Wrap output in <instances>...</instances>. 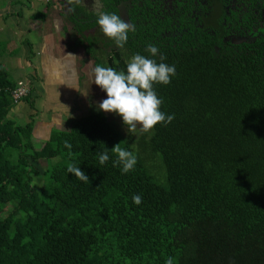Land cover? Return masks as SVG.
<instances>
[{"label": "trees", "instance_id": "16d2710c", "mask_svg": "<svg viewBox=\"0 0 264 264\" xmlns=\"http://www.w3.org/2000/svg\"><path fill=\"white\" fill-rule=\"evenodd\" d=\"M60 1L70 45L94 68L126 70L158 46L153 58L177 68L170 84L154 85L175 119L123 137L97 111L37 146L35 118L10 117L18 81L1 61L0 264H264V0ZM101 12L135 26L123 48L97 24ZM31 88L24 99L35 108ZM119 143L138 157L127 174L112 163ZM42 159L43 173L32 161ZM72 163L88 182L68 173Z\"/></svg>", "mask_w": 264, "mask_h": 264}, {"label": "rangeland", "instance_id": "374dc122", "mask_svg": "<svg viewBox=\"0 0 264 264\" xmlns=\"http://www.w3.org/2000/svg\"><path fill=\"white\" fill-rule=\"evenodd\" d=\"M50 3L52 8L49 11V15H51L52 21L54 23L62 25V29L59 30L56 28V25L48 26L47 22L45 25L46 27L48 26L47 30H49L48 32L50 33L44 34L43 40L38 42L34 41L29 50L27 47H24V39H31L32 41L34 39L39 40L41 38V35L37 33L41 30V28L38 27L37 22L42 21L35 20L33 14L42 10L40 7L45 8L48 4L50 5ZM62 9L63 5L60 0H7L6 5L0 8V39L2 40V38H5V35L1 34L6 30L12 34L13 44L10 45L14 46H10L9 48L13 50L12 47H16V54H19L17 56H20L19 61L21 62L22 66L24 65V68L15 73L11 71L12 68H10L9 64L12 65L16 63L18 59L17 57L11 55L8 58H5V56L8 55L6 50L7 46L6 43H4L5 40L3 42L0 41V58L3 60L1 61L6 66H8L13 79L16 80L18 78H23L18 80L17 87L19 86L20 81L26 85L24 86L26 91L22 94L23 96H19L20 98L13 96V92L17 87L12 90V96L15 101L20 102V105H22L21 103H24V106L16 105L11 110L10 117L15 119L17 123L21 125H25L31 121L33 117L35 118L36 127L33 133L36 138L35 140L37 142V146L41 144L40 140H44L50 136V129H69L74 121L80 119L81 117L92 112L103 111L98 110V103L107 96V93L103 91L100 86L94 83L93 61L87 60L86 62H83L82 59L87 56L86 53H84L83 48H75L77 50L74 51L75 58L73 64L71 65L72 69L76 71L77 76H79V81L77 83L73 82L72 84H64L63 86L62 84H59L54 89H46L45 86L39 88V80V83L37 84V80H33L35 79V76L37 77V74L38 76H42L41 70H39L41 66L37 65L39 69L36 70L37 67L30 64L33 63L30 59H33L34 56L39 59L36 53L38 52L39 48L37 47L40 42L44 41V43L47 44L45 47L46 54H49V50L50 53L54 54L53 49H56V47L61 50L66 49L67 47L70 31H68L66 27V18H64ZM19 10H21V13H19ZM15 12H17V14H15ZM26 20L27 22H25ZM19 45L21 46L18 48L17 46ZM24 50L27 51V53H25ZM61 50L60 52H62ZM30 51H33V53ZM72 52L73 51H71V53ZM29 56L32 57L30 58ZM6 59L10 60V62H7ZM28 60L31 62H28ZM34 62H36V59ZM60 63H62V58L58 57L57 65ZM35 70L37 71L36 73H34ZM57 72L60 71L55 70V76L64 80L68 79V76L64 77L63 74L58 75ZM32 85L34 86L32 87ZM30 88L33 89L31 96L35 98V108H32L24 99V96L28 94ZM47 90L49 92H47ZM35 91L36 93L34 94ZM103 112L108 117V120L115 123L117 129L120 131L123 137H127L128 133L137 136L145 132L139 124H137L135 129L125 125L122 118L118 114L105 111ZM32 161L42 173L45 171L48 165L47 161L44 159ZM35 184V186L38 187L41 182L38 181ZM8 209L10 210V207ZM2 215L6 216L7 212L3 213Z\"/></svg>", "mask_w": 264, "mask_h": 264}, {"label": "clouds", "instance_id": "9594fccd", "mask_svg": "<svg viewBox=\"0 0 264 264\" xmlns=\"http://www.w3.org/2000/svg\"><path fill=\"white\" fill-rule=\"evenodd\" d=\"M97 24L102 32L114 39L121 48L127 43L129 32L135 30L133 24L116 12L99 13ZM146 51L151 55L134 54L130 61L126 62V70L101 64L93 69L94 83L107 93L106 98L98 103V110L118 114L125 125L135 129L139 124L145 132L159 123H171L175 119L174 113L169 114L162 110L164 100L158 95L154 85L157 83L168 85L177 75L176 65L164 62L166 57L162 56L159 62L153 58L159 53L157 45L148 44ZM64 144L71 151V142L66 140ZM111 152L116 156L112 161L113 166H119L122 174L135 169L138 157L133 151L121 147L119 143ZM97 155L101 165L111 159L109 149L98 152ZM67 170L79 180L89 181L85 171L75 163L70 164ZM132 202L140 205L143 202L142 195L134 194ZM165 264H175V258L167 257Z\"/></svg>", "mask_w": 264, "mask_h": 264}, {"label": "crops", "instance_id": "0c3cea01", "mask_svg": "<svg viewBox=\"0 0 264 264\" xmlns=\"http://www.w3.org/2000/svg\"><path fill=\"white\" fill-rule=\"evenodd\" d=\"M41 9H43L42 7H40ZM39 9V8H38ZM36 20V19H35ZM57 20V19H56ZM50 21V22H49ZM58 21V20H57ZM25 22H27V20L25 21ZM48 22V23H47ZM48 24V26L49 25H51V26H54V25H56V28H58L59 30H61L62 29V25H58L57 23H54L53 21H52V17H51V15H49L48 17H47V19H45V20H42V22H37V24H38V27L39 28H41V30L40 31H36L37 33H39V35H41V38L39 39V40H32L31 41V39H24V41L25 40H30L31 41V43L33 44L34 43V41H40V40H43L44 38H43V36H44V34H46V33H50V32H48L49 30H47V27H46V25L45 24ZM42 24H43V26H42ZM27 30V29H26ZM36 30H38V29H36ZM1 35H5V38H2V40L0 39V41H4V43H6V50H7V52H8V55L7 56H5V58H8L10 55L11 56H15V57H17V59H18V61L16 62V63H14V64H12V65H10L9 63V66H10V68H12V72L13 73H15V72H18V71H20V70H22L23 68H24V65L22 66L21 65V62L19 61V58H20V56H17V55H19V54H16V47H12L13 48V50L12 49H10L9 47L10 46H14V45H10V44H13L12 42H13V36H12V34L9 32V31H4V32H2V34ZM3 37V36H2ZM69 37H70V40H71V34H69ZM19 46H21V45H19ZM19 46H17L18 48H19ZM47 46V44H45L44 43V41H42V42H40L39 43V45H38V47L37 48H39L38 49V52L36 53V55L38 56V58L39 59H37V57H35L34 56V58L32 59L31 57L32 56H29L31 59V61L33 62V63H30L31 65H33V66H35V67H37V69L36 70H38L39 68H38V66L37 65H40L41 67H40V69L39 70H41V74H42V76H38V74H37V77L35 76L34 78L35 79H33V80H37V82H36V84L37 83H39L38 82V80L40 81V85H39V88H41V87H44L45 86V88L46 89H54L56 86H58L59 84H62V86L64 85V84H66V85H69V84H72L73 82L74 83H77L78 81H79V76H77V73H76V71L75 70H73L72 69V67H71V65L73 64V62H74V58H75V53H74V51L75 50H77V49H75V48H73L71 45H70V43H69V41H68V43H67V47H66V49H63V50H61V49H59L58 47H56V49L54 48L53 49V51H54V54H52V53H50V50H49V54H46V50H45V47ZM60 46V45H59ZM24 47H25V45H24ZM61 47V46H60ZM26 48V47H25ZM15 50V51H14ZM60 50L62 51V52H60ZM25 51V50H24ZM71 51H73L72 53H71ZM67 53V54H65V53ZM25 53H27V51H25ZM74 54V55H71V54ZM51 54V55H50ZM46 56V57H45ZM58 57H60V58H62V63H60L59 65H57V59H58ZM22 58V57H21ZM35 59H36V62H34L35 61ZM84 59V58H83ZM82 59V60H83ZM2 59L0 58V61H1ZM5 60V59H4ZM30 60H28V62H31ZM3 61V60H2ZM6 61L7 62H10V60H7L6 59ZM12 62H14V61H12ZM34 71V73H36L37 71ZM55 70H58V71H60V72H57V74L59 75V74H63L64 75V77H66V76H68V79L67 80H64V79H62V78H60V77H57V76H55ZM22 74V73H21ZM80 77H81V75H80ZM20 79H23V78H18V79H16L17 81L18 80H20ZM43 83H44V85H43ZM34 85H32V87H33ZM47 92H49L48 90H47ZM36 93V91L34 92V94ZM19 103V104H18ZM16 105L17 106H24V103H21L22 105H20V102H18ZM35 104H36V102H35ZM18 119V118H17ZM36 127V126H35Z\"/></svg>", "mask_w": 264, "mask_h": 264}, {"label": "flooded vegetation", "instance_id": "af4514ba", "mask_svg": "<svg viewBox=\"0 0 264 264\" xmlns=\"http://www.w3.org/2000/svg\"><path fill=\"white\" fill-rule=\"evenodd\" d=\"M228 2H231V5H232V1L231 0H227ZM63 5V4H62ZM64 6V5H63ZM233 6V5H232ZM63 10V9H62ZM230 13H228L227 15H229ZM63 15H64V10H63ZM64 18H65V16H64ZM65 20H67V19H65ZM68 21V20H67ZM234 22H235V20L233 19V18H230V17H228V18H224L223 19V21H222V25H223V27L224 26H226V28L227 29H231L232 27H234ZM66 27H68V24H67V22H66ZM71 41L72 40H70V37H69V43L71 44Z\"/></svg>", "mask_w": 264, "mask_h": 264}, {"label": "built area", "instance_id": "2783aa9c", "mask_svg": "<svg viewBox=\"0 0 264 264\" xmlns=\"http://www.w3.org/2000/svg\"><path fill=\"white\" fill-rule=\"evenodd\" d=\"M24 86H26L22 81H20L19 86L14 90L13 92V96L15 97H19L20 95H22L26 89L24 88ZM23 96V95H22ZM21 97V96H20ZM19 97V98H20Z\"/></svg>", "mask_w": 264, "mask_h": 264}]
</instances>
